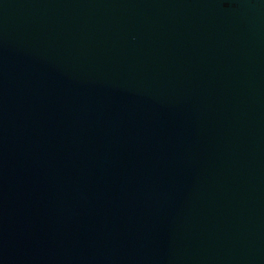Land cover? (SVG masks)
I'll use <instances>...</instances> for the list:
<instances>
[{"label":"water","instance_id":"water-1","mask_svg":"<svg viewBox=\"0 0 264 264\" xmlns=\"http://www.w3.org/2000/svg\"><path fill=\"white\" fill-rule=\"evenodd\" d=\"M0 264H264V0H0Z\"/></svg>","mask_w":264,"mask_h":264}]
</instances>
